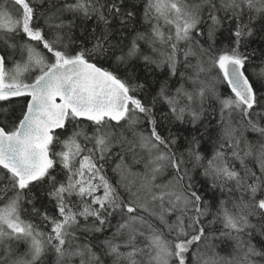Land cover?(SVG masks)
I'll return each instance as SVG.
<instances>
[{"label":"snow or ice","instance_id":"1","mask_svg":"<svg viewBox=\"0 0 264 264\" xmlns=\"http://www.w3.org/2000/svg\"><path fill=\"white\" fill-rule=\"evenodd\" d=\"M0 264H264V0H0Z\"/></svg>","mask_w":264,"mask_h":264}]
</instances>
